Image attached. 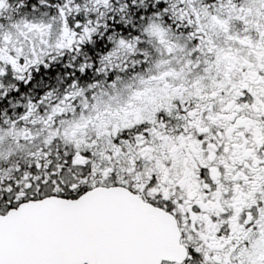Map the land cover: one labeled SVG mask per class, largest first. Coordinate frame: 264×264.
Masks as SVG:
<instances>
[{
  "label": "snow or ice",
  "instance_id": "snow-or-ice-1",
  "mask_svg": "<svg viewBox=\"0 0 264 264\" xmlns=\"http://www.w3.org/2000/svg\"><path fill=\"white\" fill-rule=\"evenodd\" d=\"M0 264H264V0H0Z\"/></svg>",
  "mask_w": 264,
  "mask_h": 264
}]
</instances>
